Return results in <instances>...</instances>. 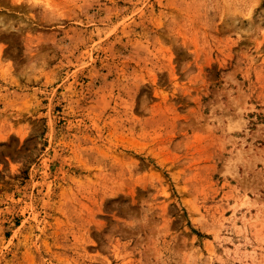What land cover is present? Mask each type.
I'll list each match as a JSON object with an SVG mask.
<instances>
[{"label":"rangeland","instance_id":"obj_1","mask_svg":"<svg viewBox=\"0 0 264 264\" xmlns=\"http://www.w3.org/2000/svg\"><path fill=\"white\" fill-rule=\"evenodd\" d=\"M0 264H264V0H0Z\"/></svg>","mask_w":264,"mask_h":264}]
</instances>
